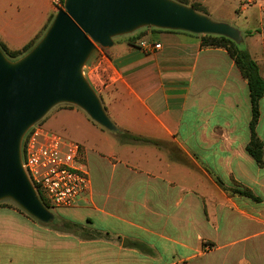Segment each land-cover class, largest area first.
<instances>
[{
	"label": "crops",
	"instance_id": "1",
	"mask_svg": "<svg viewBox=\"0 0 264 264\" xmlns=\"http://www.w3.org/2000/svg\"><path fill=\"white\" fill-rule=\"evenodd\" d=\"M188 1L237 27L251 58H263L264 0ZM25 8L18 33L11 34L14 12ZM7 11L0 16V41L10 49L41 34L55 12L50 0H0V12ZM33 17L36 23L29 22ZM14 36L24 38L17 47L10 45ZM83 73L118 128L160 143L118 142L99 150L76 138L88 173L90 153L96 154L97 179L89 173V191L75 206L60 207L58 216L81 229L57 231L0 204V264H264V96L255 126L263 143L259 166L246 150L248 84L227 51L202 46L196 34L145 27L115 37L108 49L96 46ZM80 110L57 107L54 117L73 116L107 139ZM61 130L71 136L68 126ZM190 168L213 182H182ZM232 189H248L258 200Z\"/></svg>",
	"mask_w": 264,
	"mask_h": 264
},
{
	"label": "water",
	"instance_id": "2",
	"mask_svg": "<svg viewBox=\"0 0 264 264\" xmlns=\"http://www.w3.org/2000/svg\"><path fill=\"white\" fill-rule=\"evenodd\" d=\"M145 27L243 40L237 27L177 0H63L25 54L11 60L0 48V201L12 200L41 223L54 221V212L23 168V137L62 103L81 109L100 127L117 131L83 68L96 46L108 49L115 37Z\"/></svg>",
	"mask_w": 264,
	"mask_h": 264
},
{
	"label": "built area",
	"instance_id": "3",
	"mask_svg": "<svg viewBox=\"0 0 264 264\" xmlns=\"http://www.w3.org/2000/svg\"><path fill=\"white\" fill-rule=\"evenodd\" d=\"M50 2L55 11L63 7V0ZM141 45L147 44L143 41ZM159 46L153 44L154 48ZM21 158L31 183L49 209L75 206L90 189L82 145L39 123L25 133Z\"/></svg>",
	"mask_w": 264,
	"mask_h": 264
},
{
	"label": "trees",
	"instance_id": "4",
	"mask_svg": "<svg viewBox=\"0 0 264 264\" xmlns=\"http://www.w3.org/2000/svg\"><path fill=\"white\" fill-rule=\"evenodd\" d=\"M177 1L187 4V5H191L195 10L199 12L206 13L205 8L197 2H189L188 0H177ZM48 25L41 32V34H38L32 40L25 43L22 47L18 49H10L6 44L0 41L1 50L6 55V57L11 60H15L19 58L20 56L25 54L38 41V39L43 35L44 31L48 27ZM146 28L159 29V28H154V27H146ZM164 30H167V29H164ZM169 31H180V30H169ZM182 32H186V31H182ZM187 33H190V32H187ZM198 36L201 38L202 46L225 49L227 53L229 54V56L234 61L237 68L239 69L242 77L246 80L248 84L249 96H250V102H251V118L249 121L250 137H249L248 143L246 144V150L253 157L256 163L260 166L262 165L263 143L260 140V138L256 135L255 126L257 124L258 117H259L258 103H259L260 98L264 96V56L261 59H257V60L252 59L249 53L247 52V50L240 47V43H235L233 40L225 36L212 35V34H200ZM129 41L131 42L132 40H129ZM263 46H264V42H263ZM62 104L68 107L74 106V105L66 104V103H62ZM102 129L106 130L104 128ZM115 132L119 135L120 142L124 144L145 143V144L159 145L160 143L158 140L139 136L128 130H124L120 128H118L117 131ZM216 182H218V184L221 185L224 189H227L223 186L222 181L219 178L216 179ZM231 192L244 195V196H248L254 200H258V198L254 196V194L248 189H243V190L232 189ZM39 196L41 200L43 201V203L48 207V205L43 200L41 194H39ZM19 209L22 210L21 208ZM41 224H44V223H41ZM44 225L48 227H52L53 229L57 231H61V232H76L77 230L81 229L80 226L77 225L76 223L60 219L57 216L54 217V221L52 223L44 224Z\"/></svg>",
	"mask_w": 264,
	"mask_h": 264
},
{
	"label": "rangeland",
	"instance_id": "5",
	"mask_svg": "<svg viewBox=\"0 0 264 264\" xmlns=\"http://www.w3.org/2000/svg\"><path fill=\"white\" fill-rule=\"evenodd\" d=\"M7 1H11V4H13L14 2H16V0H7ZM6 2V1H5ZM20 2V0H19ZM7 3V2H6ZM16 5V4H15ZM21 4H19V8H20ZM28 8L31 10L29 11V14L30 13H33L34 11V8H35V5L31 4L30 3V7L28 6ZM21 9V8H20ZM56 12V11H55ZM54 12V14H55ZM8 13L5 12H0V16H5V14ZM28 11L27 9H23L22 10H19L17 11L16 13L14 12V16L12 18V21L13 23L11 24V28H9V31L11 34H17L18 33V29H19V25H17V22H19L20 20H23L24 17H26ZM32 20L29 21L31 23H36V17H33L31 18ZM1 21H4L3 19L0 18ZM232 25V24H230ZM14 40L11 41L10 45L11 47H17L18 45H20L23 41L24 38L22 37H18V36H14L13 38ZM240 47L241 48H246V43H244L243 41L240 43ZM57 107L59 108H62V107H68V106H64L63 104H59V105H56L55 107H53L46 115L44 116V118L39 121V123L44 127V128H47V129H50V130H53L57 133H60L66 137H68L69 139H72V140H75L76 138H88L89 139V143L90 145H92L93 147H96L97 149H101V150H108L109 146L113 145V146H116V143H121L120 142V137L119 135L116 133V132H110L108 130H106V136H107V139H104V138H100V137H97V136H94L93 134H90V132H88L87 130H85L84 128H82L77 119L73 116H70L68 114H61V115H58V117H54L55 116V113H56V110H57ZM75 107V106H73ZM77 108V107H76ZM80 110V109H79ZM80 112H83L80 110ZM64 126H68V130L70 132V135L66 132V131H62L61 129L64 128ZM122 144V143H121ZM173 152L175 153L174 149H172ZM91 155L89 156V159H88V163H89V173H90V176L92 177V179L96 180L97 179V172L96 170L93 168L95 166V161H97V157H96V154L94 153H90ZM188 162H189V165L190 167L194 166L197 168L196 166V163H195V160H193L191 157L188 158ZM206 169L208 170V172L213 176L214 174L209 170V168L206 167ZM202 175H199L197 173V170L196 169H192L190 168L189 170V175H188V181H186V179H183L182 182H189L190 185H194V182H205L206 186H210L207 182H213V179L205 172L203 174V172L201 171L200 172ZM229 182V181H228ZM98 182H94V184H97ZM230 186L232 187H235L233 186L232 184H230ZM0 204H4V205H11L13 207H16L19 209V207L10 199H5V200H2L0 201ZM51 210L54 212L55 215H59L61 212H60V208H56V209H52ZM197 212V210H196ZM140 217V220L143 222L146 220V217L145 216H139ZM59 218V216H58ZM98 224H100V222L98 221L97 222ZM158 227V226H157ZM156 227V228H157ZM189 240H187L189 242V244H192L193 242H195V234L194 232H190L189 234ZM205 245L207 247V242L205 241ZM210 248V246H208Z\"/></svg>",
	"mask_w": 264,
	"mask_h": 264
}]
</instances>
